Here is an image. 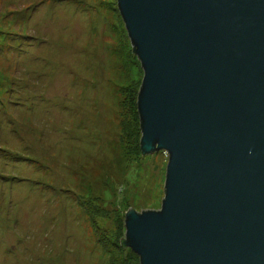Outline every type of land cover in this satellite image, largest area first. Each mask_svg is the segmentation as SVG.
Returning a JSON list of instances; mask_svg holds the SVG:
<instances>
[{
  "label": "rangeland",
  "instance_id": "374dc122",
  "mask_svg": "<svg viewBox=\"0 0 264 264\" xmlns=\"http://www.w3.org/2000/svg\"><path fill=\"white\" fill-rule=\"evenodd\" d=\"M142 77L116 0H0V264H139L124 215L168 163L124 102Z\"/></svg>",
  "mask_w": 264,
  "mask_h": 264
},
{
  "label": "water",
  "instance_id": "95a60500",
  "mask_svg": "<svg viewBox=\"0 0 264 264\" xmlns=\"http://www.w3.org/2000/svg\"><path fill=\"white\" fill-rule=\"evenodd\" d=\"M143 77L159 209L124 215L139 264H264V0H116Z\"/></svg>",
  "mask_w": 264,
  "mask_h": 264
},
{
  "label": "trees",
  "instance_id": "16d2710c",
  "mask_svg": "<svg viewBox=\"0 0 264 264\" xmlns=\"http://www.w3.org/2000/svg\"><path fill=\"white\" fill-rule=\"evenodd\" d=\"M139 84H136L134 86H130V87H125L123 89V93H124V102H128L129 104V109L131 110L132 113H134V115L137 117L138 113H137V106H136V100H137V92L139 89ZM137 132H140V128H137ZM120 242H122L120 244L121 247H123V239L120 240ZM126 247V246H124ZM127 249L129 250V254L136 260L138 261V257L135 253H133L128 247Z\"/></svg>",
  "mask_w": 264,
  "mask_h": 264
}]
</instances>
